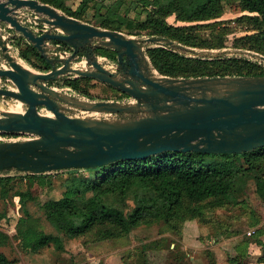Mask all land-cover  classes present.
<instances>
[{"label":"water","instance_id":"1","mask_svg":"<svg viewBox=\"0 0 264 264\" xmlns=\"http://www.w3.org/2000/svg\"><path fill=\"white\" fill-rule=\"evenodd\" d=\"M23 9L41 15L43 22L60 32L37 34L22 23ZM1 23L27 39L51 69L36 72L23 66L0 35L8 63L0 67V78L16 85V89L0 88V96L26 105L23 112L1 113L0 132L30 135L25 140L0 141V172L47 174L143 159L169 150L242 154L264 147V75H160L141 40L81 21L40 0H0ZM94 40L100 42L93 46ZM51 41L67 43L72 54L50 58ZM145 42L180 46L164 36H149ZM99 46L115 50L117 62L110 67L101 64L94 51ZM83 50L93 69L72 66ZM242 52L264 63L263 54ZM64 75L109 84L136 102L84 100L49 84ZM73 111L107 115H73Z\"/></svg>","mask_w":264,"mask_h":264},{"label":"trees","instance_id":"2","mask_svg":"<svg viewBox=\"0 0 264 264\" xmlns=\"http://www.w3.org/2000/svg\"><path fill=\"white\" fill-rule=\"evenodd\" d=\"M40 1L85 21H89L85 17L86 10L98 2L83 0L78 9L72 10L65 6L63 0ZM240 3L246 12L242 15L247 25L245 31L249 33L237 38L235 46L264 55V0H240ZM152 4L153 9L147 10L144 20L130 18L126 13L110 9L107 21L100 26L118 31L125 28L136 34L147 32L150 36H164L206 48L225 47V34L232 32L231 28H223L221 33L214 29L212 35L215 38L211 39L191 35L187 25H174L168 21L172 15L181 22L219 17L221 10L214 8L210 0H153ZM13 39L22 59L33 65L32 57L40 59L45 63L46 71L51 69L40 52L23 36ZM147 51L156 70L166 76L264 75V66L247 58L192 59L162 46ZM99 52L116 57L115 52L114 55L105 50L102 52V49ZM92 81L88 77H65L63 82L56 80L49 84L71 87L76 92L89 95L84 84L90 85ZM67 172L61 183L62 196L45 202L38 201L46 221L58 233H47L42 227L41 218L25 207V215L18 218L13 236L0 228V247L9 244L14 238L27 252L39 253L46 247L64 252L66 242L63 236L75 239L91 233L93 238L89 241L97 243L128 236L133 229L143 225L152 226L159 221H165L181 237L184 223L194 219H199L202 225H208L211 231L213 229L214 237L222 233L232 236L235 234L232 225L221 215H216L214 210L243 203L239 198L245 195L249 181L255 182L256 193L264 201V147L242 154L169 150L143 159H121L95 168L69 169ZM50 176L26 174L25 178L30 187H45ZM11 180V176H0L3 197L7 196L6 184ZM210 210L213 219L208 218L207 211ZM238 211L243 215L241 217L251 220L252 227L261 224L255 234L244 238L241 243L244 246L251 242L260 245L261 255L257 261L264 263V241L261 239L264 236V217L254 208ZM233 217L231 214L230 218ZM244 256L245 252L240 253L232 257L231 261L245 264ZM0 264L13 262L6 253L0 252Z\"/></svg>","mask_w":264,"mask_h":264},{"label":"rangeland","instance_id":"3","mask_svg":"<svg viewBox=\"0 0 264 264\" xmlns=\"http://www.w3.org/2000/svg\"><path fill=\"white\" fill-rule=\"evenodd\" d=\"M83 0H63L65 6L72 10L78 9ZM214 8L221 10L220 16L214 19L206 21H193V22H181L177 21L175 15L168 18V21L174 25H187L191 35L205 36L206 38L214 39L212 30L216 29L217 32H223V28H231L232 32H225V47L223 48H206L200 46H193L182 43L177 40H173L177 45L166 47L174 52L192 58L201 60H214V59H226V58H247L251 61L257 62L264 66V63L255 56H250L243 53L247 49L237 48L235 41L237 38L248 34L245 31L247 28L246 23L242 20V15L246 14L243 11L240 0H210ZM153 0H98L95 6L89 7L85 17L89 21L80 19L81 21L100 26L103 22L107 21L109 17L108 10L120 11L126 13L130 18L138 17L139 20L146 18L147 10H151ZM51 5V4H50ZM53 6V5H52ZM55 7V6H54ZM57 8V7H56ZM64 14H67L63 9L57 8ZM24 16L21 17V21L24 25L31 28L37 34H41L45 31L60 32L54 27L46 24L41 20L42 16L28 9H23ZM69 15V14H67ZM0 35H2L8 41L9 51L14 55L18 61L22 62L25 66L36 72H46L44 69L45 63L40 59L34 58L33 64L22 59L19 56L20 50L14 45L13 38L15 32L12 28L6 24L1 23ZM108 29V28H107ZM129 37H135L143 42L145 53L148 55V49L157 47L152 43L145 42L150 36L147 32L136 34L128 31L125 28L120 30ZM224 36V35H223ZM27 41V39H25ZM28 42V41H27ZM100 41L94 40L93 46ZM49 49L47 54L50 58H67L73 52V48L64 42H49ZM102 52H111V55L116 53L112 48L99 46L94 49L96 56L100 60V63L106 67H110L114 62H117L116 57L110 55H103ZM251 51V50H249ZM255 52V51H251ZM258 53V52H257ZM151 61V59H150ZM152 63V61H151ZM62 63L57 64L60 66ZM153 65V63H152ZM7 60L3 56V52L0 48V67H7ZM38 66V67H37ZM73 67L81 69H93L89 64L86 50L80 52L78 58L73 63ZM154 66V65H153ZM156 70V68L154 67ZM157 71V70H156ZM158 72V71H157ZM159 73V72H158ZM160 75H163L159 73ZM165 76V75H164ZM65 77L72 76H61L58 80L63 82ZM75 77V76H74ZM57 90L68 93L84 100L90 101H117L119 103H135L136 101L125 96L123 92L110 86L109 84L100 82L93 79L90 85L84 84V86L90 92L89 95H85L76 92L71 87L58 86L57 84L51 85ZM0 88L16 89V85L7 78H0ZM127 95V94H126ZM17 100L7 97L0 96V116L3 111L10 110L11 105L16 104ZM21 111L26 109V105H21ZM43 113L50 114L48 111L43 109ZM73 115H88V116H106L107 113L102 112H85L80 113L79 111H73ZM28 134H5L0 132V141H13V140H25L29 138ZM68 170L54 171L48 178L47 185L40 187L34 185L30 187L26 174L16 170H7L0 172V176H11L12 180L6 184L7 196L1 195L0 188V228L10 233L12 236L16 232V223L20 216L25 215V207L37 217L41 218V224L47 233L57 234L53 226H51L45 219L42 211L40 210L38 201L45 202L46 200L53 198L58 199L62 196V179L68 175ZM27 194H30L29 197ZM239 200L243 203L239 205H232V208L223 207L222 209L214 210L216 215H221L223 219L232 225V231L234 235L229 236L227 233H222L218 237H214L212 231L208 225H202L199 219L188 220L184 223V228L187 227V248L183 243L184 233L181 237L177 236L174 231L169 228V225L165 221H159L152 226H141L133 229L128 236L119 239H110L106 241H100L94 243L89 241L93 238V235L87 234L85 236L71 239L67 236H63L66 242V250L60 252L55 250L53 247H46L39 253H31L23 250L19 245V241L14 238L11 239L10 243L1 246L0 252H4L11 259L13 264H234L231 258L236 256L238 250L236 246L244 239L248 238L247 231L251 226V220L241 217V213L238 210L244 208H254L259 211L264 217V201H262L256 193V185L254 181H249L245 188V195L241 196ZM244 206L241 208L240 206ZM246 205V206H245ZM232 211L237 212L236 214L231 213ZM212 211H207L209 214L208 218L213 219L214 215L210 214ZM232 216V219L230 218ZM261 217V215H259ZM264 220V219H263ZM188 224L186 225V223ZM258 229L261 228V224L254 226ZM184 231V229H183ZM199 236L202 237V243L199 242ZM263 240H264V236ZM198 238V239H197ZM251 238V237H250ZM219 245L222 251L212 252V245ZM255 250H252V254L249 258L244 257L243 262L247 261L246 264H256L260 252V246L253 245ZM212 248V249H211ZM258 255V256H257ZM219 261V262H218Z\"/></svg>","mask_w":264,"mask_h":264},{"label":"crops","instance_id":"4","mask_svg":"<svg viewBox=\"0 0 264 264\" xmlns=\"http://www.w3.org/2000/svg\"><path fill=\"white\" fill-rule=\"evenodd\" d=\"M72 77H74V76H72ZM188 224V222L186 223V225ZM188 230H187V227H185L184 228V239H183V243L185 244V247L187 248V244L189 243V240H187V238H188V232H187ZM199 238V242H201L202 243V237L201 236H199L198 237ZM197 238V239H198ZM262 240H263V237L261 238ZM264 241V240H263ZM242 242V241H241ZM239 243L237 246H236V248H237V250H238V252H237V254H236V256L237 255H239L240 253H243V252H245V256L244 257H246V258H249V255H251L252 254V250H255V248H254V246L253 245H257V246H260V245H258L257 243H255V242H251V243H249L248 245H242V243ZM212 247H213V249H212V252L214 251L215 252V254L217 255V252H219V250H220V252L222 251V249H220L219 248V245H217L216 244V246L215 245H212ZM243 251V252H242ZM260 252H261V246H260ZM261 254H259V256H260ZM258 256V255H257ZM258 256V257H259ZM258 259V258H257ZM257 259H256V264H264V263H259L258 261H257ZM219 262V261H218ZM245 262V264H246V262L247 261H244Z\"/></svg>","mask_w":264,"mask_h":264},{"label":"bare ground","instance_id":"5","mask_svg":"<svg viewBox=\"0 0 264 264\" xmlns=\"http://www.w3.org/2000/svg\"><path fill=\"white\" fill-rule=\"evenodd\" d=\"M23 66H25L22 62H20ZM21 105H22V103L20 102V101H17V103L16 104H13V105H11V109L10 110H8L7 109V111H11V112H23V111H21Z\"/></svg>","mask_w":264,"mask_h":264},{"label":"built area","instance_id":"6","mask_svg":"<svg viewBox=\"0 0 264 264\" xmlns=\"http://www.w3.org/2000/svg\"><path fill=\"white\" fill-rule=\"evenodd\" d=\"M0 139H2V138H0ZM256 230H258V228H256V227L249 228L247 231V235L252 236L253 234H255Z\"/></svg>","mask_w":264,"mask_h":264}]
</instances>
